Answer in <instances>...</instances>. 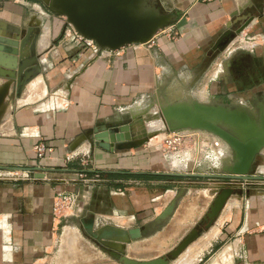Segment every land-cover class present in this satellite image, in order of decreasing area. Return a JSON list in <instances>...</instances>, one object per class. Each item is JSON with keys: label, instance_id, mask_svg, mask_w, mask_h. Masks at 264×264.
I'll use <instances>...</instances> for the list:
<instances>
[{"label": "crops", "instance_id": "obj_1", "mask_svg": "<svg viewBox=\"0 0 264 264\" xmlns=\"http://www.w3.org/2000/svg\"><path fill=\"white\" fill-rule=\"evenodd\" d=\"M162 3L166 13L176 15L175 24L147 46H128L103 57L85 49L72 26L64 32L58 20L52 23L46 16L45 24L18 23L25 9L11 4L0 14V39L9 37V26H19L31 39L38 38L41 69L22 95L9 102L0 121V264H44L61 229L80 227L84 219L93 217L96 229L139 228L145 235L171 204L199 195L195 188L199 183L190 178L156 175L173 173H165L169 164L149 145L115 152L93 147L88 141L72 147L97 126L125 122L132 103L144 102L152 93L158 96L167 87L179 93L178 98L188 96L190 90L192 96L207 100L209 83L200 95L193 92L198 82L194 66L214 49L221 51L217 63L223 62L222 72L216 63L205 77L217 76L229 101L238 100L251 111L248 105L254 98L264 105V0ZM231 34L236 36L225 43ZM231 65H235L233 72ZM248 77L250 81L244 83ZM41 144L53 151L40 160L36 147ZM74 155L78 156L71 160ZM82 173H97L106 185L87 187L80 180ZM256 175L264 178V166L258 169L257 164ZM114 180H130L124 184H128L126 195L112 192L118 183ZM256 183L264 188V180ZM64 192L86 197L75 215L59 218L54 215V201ZM206 194L199 195L200 210L186 207L190 215L199 216L198 222L206 214V198L210 200ZM92 207L100 211L94 213ZM75 219L79 226L73 227ZM186 220L185 216L178 222ZM77 238L73 231L64 234V242L71 246ZM204 251L207 257L199 261ZM203 252L196 262L264 264V189L245 195Z\"/></svg>", "mask_w": 264, "mask_h": 264}, {"label": "water", "instance_id": "obj_2", "mask_svg": "<svg viewBox=\"0 0 264 264\" xmlns=\"http://www.w3.org/2000/svg\"><path fill=\"white\" fill-rule=\"evenodd\" d=\"M45 8L58 17H64L76 33L95 42L100 49L117 52L128 46H147L159 32L175 24L176 15L164 13L153 0H41ZM0 39V121L8 104L15 96L20 97L41 72L39 67L37 41L22 31ZM22 39H21V37ZM236 35H227L224 42ZM17 37V38H16ZM30 41V45H29ZM29 45V49L27 48ZM222 47V46H221ZM220 47V48H221ZM221 50V49H220ZM24 51V53H23ZM160 105V115L166 125L165 132L182 130L203 131L215 135L226 143L232 152V164L222 175L161 174L172 177H209L224 182L209 213L204 217L203 227L209 231L217 222L231 198L239 194L241 184L264 180L256 175L257 162L264 152V106L259 109V118L244 107H225L197 101L179 100ZM89 143L107 152L133 150L158 136L150 132L145 116L117 125H100L85 133ZM84 142V141H83ZM81 143H73L72 150ZM176 203L171 204L157 222L168 219ZM82 226L90 237L113 250L109 252L123 264H170L168 257L154 260L134 261L124 255L131 242L140 239L144 232L137 228L130 231L113 226L96 229L95 220L84 219ZM201 234L198 230L190 233L171 252L176 260Z\"/></svg>", "mask_w": 264, "mask_h": 264}, {"label": "rangeland", "instance_id": "obj_3", "mask_svg": "<svg viewBox=\"0 0 264 264\" xmlns=\"http://www.w3.org/2000/svg\"><path fill=\"white\" fill-rule=\"evenodd\" d=\"M153 1L164 13H166L162 5L163 4L162 0H153ZM9 4H11L12 8L24 7L25 9L24 10L25 15L23 17L18 15V23H22V22L24 23L28 20V21H32V23L33 22L38 23L40 21V23L45 24L48 19L46 16H48L50 18V21H52V23L54 20H58L57 23L62 25L64 32H68L71 30V25L67 23L66 18L65 21L64 17H58L54 15L47 8L44 7L41 0H0V14L6 12L4 11V9L10 7ZM42 19L44 20L42 21ZM20 29L21 28L19 26H9V30H8L9 37L12 36L13 34L21 35L22 32L20 31ZM163 31H165V29L160 32ZM57 37L58 36L56 35L54 39H57ZM33 39L38 40V38L35 35ZM37 47H38V41H37ZM220 52L221 51H219L218 49H214L213 51L210 52L209 57L207 58L205 57V59L201 60L200 64L194 66L195 80L196 81L198 80V82L195 88L192 87L193 92L196 90L195 91L196 94L200 95V93L204 92L207 83H209L207 88L208 94L205 95L207 97V100L201 101V99L198 98V96L197 97L195 96L196 97L195 98L194 96H192V94L189 93L190 90L187 91L188 96H183L182 98L184 100L188 99L190 101L215 104L230 108L244 107L239 105L240 103L238 100H236L237 103L235 101L234 102L229 101L227 95L223 94L222 91L223 88L221 85L222 81H218L217 76H215V78L213 79L210 78L211 76L209 78L205 77V74L208 71L211 70L212 72V67L214 66V64L217 63V60L221 57ZM216 66H217L216 68L219 69L218 71L220 74L222 72L223 62H218ZM234 70H235V65H231V71L233 72ZM249 77L248 79H244V83H248L250 79L253 78L250 77L249 79ZM224 91L225 93H227L226 90ZM164 92L165 93L167 92L166 96H164ZM212 92L220 93L219 98L213 96L211 94ZM178 95L179 93L176 95L172 87L165 88L163 92L160 91L158 96L155 93H152V95H150L149 98L145 99L144 102L135 101L134 103H132V105H130L132 106V108L125 113L124 117L129 118V120L131 121L135 117L146 116L147 118L146 121L149 122L148 128L150 132L162 131L164 130V125L160 118V113L158 112L160 110V105L165 106L167 104L168 101L165 98H168L171 102L182 100V98H178ZM248 107L252 108V111L251 110L249 111H251V113L256 118H259V112H260L259 109L261 107V105L259 104V100L257 98H254L253 101H251V104L248 105ZM132 115L133 116L136 115V116L133 117ZM151 116L153 119L151 118ZM177 132H183L189 136L193 135L194 137L191 136V138H188L186 142H182L179 146H176L175 144L172 145L168 144V141L174 132H165L164 135L157 136L151 139L148 143L139 146L138 148L147 149L149 145L150 150L156 152L157 155L158 154L162 155L164 161H166L167 164H169L170 166V170L167 169L168 172L165 173L222 175L224 174L223 170L232 164V152L230 151V148L216 136L203 131L182 130ZM257 164H258V169L264 166V155L258 158ZM181 178H190V177H181ZM190 179H192L190 180L192 182L199 183L195 188L196 190H198L200 196L201 195L203 196L206 193H207L206 195L210 194V200L206 198L208 201L206 200L205 203L206 206H208L205 207L206 214L204 215V217H206L218 193H220V191L224 188V182L209 177H204V178L193 177ZM102 180L103 182L101 184L106 185V180H104L103 178ZM132 180L135 181L134 179ZM114 181H118V183H114L115 186H113L112 192L119 196L126 195L125 187H127L128 184L126 185L124 184L126 181H130V180H125V181L123 180L122 182L121 180H114ZM179 181L187 182L188 180L185 179ZM254 183L256 182H252L250 184H245V185L241 184L240 187L237 188L239 194L231 198L232 199L231 203L222 212L219 219L224 218L227 221L230 215L233 212H235L237 208L241 206L242 200H244L245 195H249L250 192H257L258 190L264 189L263 187L261 188V186H258L257 185L258 183L256 184ZM120 184L123 185L124 187L116 186ZM139 184L141 187H143L141 185L143 184L142 182H140ZM204 190H209V191H204ZM199 195L194 196V199L187 198L184 201L180 200L179 203L177 202L172 215L168 219L157 222L154 228L152 229L150 228V232H146V234L142 236L140 239L135 240L134 242L131 243V245L127 246L125 248L124 255L134 261H143L146 259L154 260L162 257H168L170 264H201V263L203 264L204 262H199V261L207 257V252L205 251L212 245V243L219 236L215 240H213L211 242V245L203 252L205 247L202 248L203 247L202 243L204 241V239L202 238L204 236L202 235L205 232H207L202 224L205 223L204 218L200 222H198L197 217L199 216L194 217L193 215H190L191 214L190 212L186 211V207L188 206L189 207L198 206V202L200 201L198 199L200 197ZM236 202L238 205H234ZM198 208L199 209L197 210H200V206H198ZM203 209H201V211H203ZM91 210L94 211V213L100 211L99 208L93 209V207L91 208ZM183 212H185L184 216H182ZM155 214L156 212H154L153 215ZM185 216L187 218L185 223L180 221L178 222V219L180 218L185 220ZM91 219L96 220L95 217ZM184 224H186V226H184ZM77 225L79 226V221L78 219L77 220L75 219L73 221L72 226L76 227ZM147 227L149 228V226ZM194 230L199 231V233L202 236L201 237L202 239L200 238L199 240H197V242H195L192 246H190L188 250L184 254H182L180 258H178L176 261L175 260L173 261V259L170 257L171 252L175 250L182 243V241ZM66 231H73L78 234V238L75 244L72 246L64 242V234ZM109 252H113V250L106 247L104 243L97 241L94 237H90L84 230L83 226L81 225L80 227H76V228L61 229L57 233L54 246L51 250V253L46 258L44 264H123L122 262L115 259L112 255H110ZM202 252L203 254L200 257ZM190 255H192L191 260L185 263L184 262L185 259ZM199 257H200L199 261L196 262Z\"/></svg>", "mask_w": 264, "mask_h": 264}, {"label": "built area", "instance_id": "obj_4", "mask_svg": "<svg viewBox=\"0 0 264 264\" xmlns=\"http://www.w3.org/2000/svg\"><path fill=\"white\" fill-rule=\"evenodd\" d=\"M75 35L79 38L80 43L82 46L91 51V53L94 56L103 57L104 55H109L113 52L109 50H102L99 48V46L88 39H85L78 35L75 32ZM183 132H174L169 141L168 144H175L176 146H179L182 142H186L188 138L193 137V135L189 136ZM53 150L51 148L46 147L44 144H41L36 147V153L39 157V159H43L47 153H51ZM78 155H74L70 157L71 160L75 159ZM80 180L87 186V187H93L95 188L97 185L101 184L103 182L101 175L99 174H85L82 173L80 176ZM86 196L79 195L77 193H60L55 201H54V215L59 218H65L72 215H75L76 211L80 207V201L84 199Z\"/></svg>", "mask_w": 264, "mask_h": 264}, {"label": "bare ground", "instance_id": "obj_5", "mask_svg": "<svg viewBox=\"0 0 264 264\" xmlns=\"http://www.w3.org/2000/svg\"><path fill=\"white\" fill-rule=\"evenodd\" d=\"M4 82L3 81H0V87H2L1 85L3 84ZM159 113H160V111H158ZM147 115V114H146ZM154 115H156V114H154ZM158 115V114H157ZM133 116V115H132ZM136 116V115H135ZM135 116H133V117H135ZM132 117V118H133ZM156 117V116H155ZM151 118H152V116H151ZM160 118H161V115H160ZM129 120V118H127V117H125V121H128ZM145 119H147L146 118V116H145ZM153 119V118H152ZM156 119V118H155ZM159 119V118H158ZM157 119V120H158ZM161 120H162V123H163V125H164V130H162V131H153L152 133H157L158 134V136H161V135H164L165 134V131H166V125L164 124V121H163V119L161 118ZM152 121H154V120H152ZM159 121V120H158ZM120 122H121V120H120ZM146 123H147V126H148V123L149 122H147L146 121ZM155 125V124H154ZM153 126V125H152ZM157 127V126H156ZM153 128V127H152ZM83 137H84V139H77L75 142H74V144L76 143H81V142H85V141H88L89 142V139H87L86 137H89V134H87V135H82ZM215 136V135H214ZM218 138V137H217ZM226 144V143H225ZM227 145V144H226ZM228 146V145H227ZM229 147V146H228ZM230 148V147H229ZM230 151H231V148H230ZM234 205H238L237 204V202L234 204ZM224 211V210H223ZM224 222H225V219L224 218H221V219H219L216 223H215V225L209 230V231H207V232H205L202 236H204L203 237V239H204V241H203V247L202 248H204L205 246H207V244H209V242L212 240V239H214L216 236H217V234L220 232V230H221V228H222V226L224 225ZM202 236H200L199 237V239L202 237ZM199 239H197V240H199ZM197 240L195 241V242H197ZM194 242V243H195ZM193 243V244H194ZM193 244H191L190 246H192ZM189 246V247H190ZM188 247V248H189ZM188 248L182 253V254H184L187 250H188ZM182 254L178 257V258H180L181 256H182ZM191 256L192 255H190V256H188L186 259H185V263H187V262H189L190 260H191ZM129 258V257H128ZM177 258V259H178ZM176 259V260H177ZM148 259H146L145 261H147ZM175 260V261H176ZM174 261V260H173Z\"/></svg>", "mask_w": 264, "mask_h": 264}, {"label": "trees", "instance_id": "obj_6", "mask_svg": "<svg viewBox=\"0 0 264 264\" xmlns=\"http://www.w3.org/2000/svg\"><path fill=\"white\" fill-rule=\"evenodd\" d=\"M158 178H161V177H158Z\"/></svg>", "mask_w": 264, "mask_h": 264}, {"label": "flooded vegetation", "instance_id": "obj_7", "mask_svg": "<svg viewBox=\"0 0 264 264\" xmlns=\"http://www.w3.org/2000/svg\"><path fill=\"white\" fill-rule=\"evenodd\" d=\"M259 104H260V102H259Z\"/></svg>", "mask_w": 264, "mask_h": 264}]
</instances>
